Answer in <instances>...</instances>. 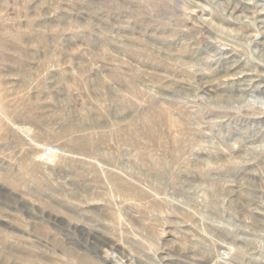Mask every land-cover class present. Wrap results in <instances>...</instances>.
Listing matches in <instances>:
<instances>
[{"label":"rangeland","instance_id":"rangeland-1","mask_svg":"<svg viewBox=\"0 0 264 264\" xmlns=\"http://www.w3.org/2000/svg\"><path fill=\"white\" fill-rule=\"evenodd\" d=\"M0 264H264V0H0Z\"/></svg>","mask_w":264,"mask_h":264}]
</instances>
